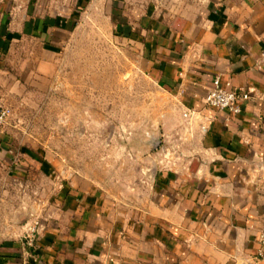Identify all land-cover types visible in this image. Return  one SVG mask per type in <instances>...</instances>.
I'll list each match as a JSON object with an SVG mask.
<instances>
[{
    "label": "crops",
    "instance_id": "obj_1",
    "mask_svg": "<svg viewBox=\"0 0 264 264\" xmlns=\"http://www.w3.org/2000/svg\"><path fill=\"white\" fill-rule=\"evenodd\" d=\"M0 1L2 21L13 9ZM200 1L150 27L149 72L182 113L181 131H164L165 150L182 156L156 160L133 204L85 180L59 183L35 247L24 246L26 229L4 237L0 264H264L255 258L264 227V0ZM21 33L0 31V42ZM215 79L252 89L241 112L204 104ZM16 168L12 177L24 179Z\"/></svg>",
    "mask_w": 264,
    "mask_h": 264
},
{
    "label": "rangeland",
    "instance_id": "obj_2",
    "mask_svg": "<svg viewBox=\"0 0 264 264\" xmlns=\"http://www.w3.org/2000/svg\"><path fill=\"white\" fill-rule=\"evenodd\" d=\"M11 1L0 31L24 33L0 42V106L8 110L0 239L53 213L59 183L85 180L133 204L156 160L182 156L166 154L163 135L181 131V106L157 86L149 59L162 17L199 7L196 0ZM17 165L24 179L12 177Z\"/></svg>",
    "mask_w": 264,
    "mask_h": 264
},
{
    "label": "built area",
    "instance_id": "obj_3",
    "mask_svg": "<svg viewBox=\"0 0 264 264\" xmlns=\"http://www.w3.org/2000/svg\"><path fill=\"white\" fill-rule=\"evenodd\" d=\"M252 89L238 88L234 90L223 89L219 80L215 79L212 88L204 96V104L207 107L217 110H226L230 113L241 112L242 105L250 98ZM184 115H188L184 113ZM8 117L7 108L0 106V129L3 127ZM39 222L35 221L30 224L22 235V242L28 249H32L36 245ZM258 247L255 253L257 260H264V227L261 229L258 236Z\"/></svg>",
    "mask_w": 264,
    "mask_h": 264
}]
</instances>
